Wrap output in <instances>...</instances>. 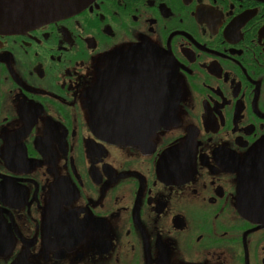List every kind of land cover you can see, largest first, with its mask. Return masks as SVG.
<instances>
[{
  "label": "flooded vegetation",
  "instance_id": "1",
  "mask_svg": "<svg viewBox=\"0 0 264 264\" xmlns=\"http://www.w3.org/2000/svg\"><path fill=\"white\" fill-rule=\"evenodd\" d=\"M145 42L175 59L180 100L144 144L109 142L89 105L117 52ZM263 138L264 0H94L0 33V264H264V212L237 189Z\"/></svg>",
  "mask_w": 264,
  "mask_h": 264
},
{
  "label": "water",
  "instance_id": "2",
  "mask_svg": "<svg viewBox=\"0 0 264 264\" xmlns=\"http://www.w3.org/2000/svg\"><path fill=\"white\" fill-rule=\"evenodd\" d=\"M93 1L0 0V33L21 32L69 16ZM117 54L104 74L106 87L101 85L96 89L89 105L90 127L96 135L109 142L144 144L152 131L170 121L180 100L177 64L168 51L151 42L139 43ZM114 86L126 91L128 96L132 95V99L136 94L145 98L153 95L152 108L135 103L128 108L117 107ZM135 110L141 118L137 124L120 121L125 111L132 113ZM183 142L174 143L163 152L161 160L164 162L159 163L160 169ZM193 168L194 165H190L188 171L191 173ZM237 170L240 209L264 212V138L250 149L243 162L237 164Z\"/></svg>",
  "mask_w": 264,
  "mask_h": 264
},
{
  "label": "rangeland",
  "instance_id": "3",
  "mask_svg": "<svg viewBox=\"0 0 264 264\" xmlns=\"http://www.w3.org/2000/svg\"><path fill=\"white\" fill-rule=\"evenodd\" d=\"M207 226L208 225H206L204 223H201V224H199L198 228L200 229V228L207 227ZM187 241L190 242V235L187 237ZM190 243H191V245H194L192 242H190ZM201 245H204V244H201ZM201 245L197 244L196 247H200ZM201 250L204 251V247L203 246L201 247Z\"/></svg>",
  "mask_w": 264,
  "mask_h": 264
}]
</instances>
